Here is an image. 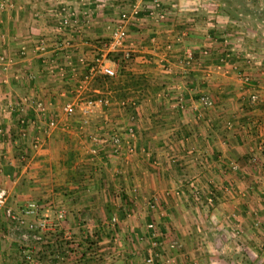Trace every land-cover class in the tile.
<instances>
[{
    "label": "crops",
    "instance_id": "1",
    "mask_svg": "<svg viewBox=\"0 0 264 264\" xmlns=\"http://www.w3.org/2000/svg\"><path fill=\"white\" fill-rule=\"evenodd\" d=\"M162 1L164 19L150 14L153 0H0V123L13 131L0 138L9 193L0 264H142L152 222L162 232L159 264H264V43L248 40L245 27L256 24L253 36L263 31L264 40V0H236V16L228 0ZM63 8L72 22L55 37ZM134 9L111 54L118 75L84 93L110 103L87 117L74 89L98 44ZM48 33L45 57L33 48L20 55L21 44ZM127 50L132 60L122 65ZM25 98L45 108L26 106L29 118L57 120L37 149L36 126L19 137L14 107ZM69 101L77 102L70 116ZM92 147L95 163L86 158ZM32 201L38 215H23ZM37 219L48 223L43 237L25 238Z\"/></svg>",
    "mask_w": 264,
    "mask_h": 264
},
{
    "label": "built area",
    "instance_id": "2",
    "mask_svg": "<svg viewBox=\"0 0 264 264\" xmlns=\"http://www.w3.org/2000/svg\"><path fill=\"white\" fill-rule=\"evenodd\" d=\"M5 5V4H3ZM148 10L150 11V14L155 15L159 19H164L167 14L168 10L165 7V3L162 0H153L152 4L148 7ZM62 15V18L60 19V22L58 25H56L53 30L50 32L52 36H60L62 33V29L65 27H68L71 22L72 18L71 12H68L65 8L61 9L59 12ZM139 14V9H134L133 12H123L120 16L119 22L117 26L114 28L113 32L111 33L110 37L106 40L101 41L98 44V51L95 54L93 60L91 62L87 63L86 71L83 73L82 78L79 80L78 85L75 87L74 91L78 94L80 104L82 105V112L85 116L89 117V113L92 112V110L96 106H103L108 105L110 103L109 97L101 93L99 96H90L88 94H84L87 88L90 86V84L96 80L100 76H106V77H115L118 75V70L114 66L113 60L111 59V54L116 53L125 43V40L128 36V25L134 20L136 16ZM48 33L47 35L44 34L40 38L34 39L32 42L27 41L21 44L19 53L22 57L27 55V52L30 48H33V50L44 56L48 50V44H46V37L50 35ZM64 44V41L59 43ZM43 57V58H44ZM7 57L5 55H0V61H6ZM132 60V54L130 50H127L123 52L121 63L122 65H129ZM236 69L238 67H235ZM244 80L249 81L250 78L247 75H243ZM204 100H206V97H203ZM253 100H256V96L253 95ZM33 103L38 108V113L41 111L44 113L45 108H43L42 102H34L28 98H25L22 101H19L16 104V107L14 109L16 110L18 116V128H19V137L21 139H27V137L32 134L31 133V126L37 127V133L31 136V147L34 149H37L39 146L43 143V136L44 134H49L54 128L57 127V120L56 118H49L48 120L44 121V123L38 124L40 122V117L42 114L38 115V117L35 118H29L26 113V106ZM126 106H130L133 108V102L127 104ZM77 107V102L75 101H69L64 106V111L67 115H72L75 113ZM136 118V114H131V119L134 120ZM38 124V125H37ZM135 135V129L130 128L129 130V138H128V147L130 151L134 150L133 146V138ZM13 136L12 127L5 128L2 123H0V138L5 139H11ZM111 140L116 146V149H120L122 147V139L119 137V135L112 134ZM22 160L26 159V156H21ZM95 159V158H93ZM135 191V189H133ZM195 193H199V190L195 189ZM8 189L5 187L0 186V206H4L6 204V201L8 199ZM210 201L213 200V198L209 199ZM41 208V205L38 202L32 201L28 203L27 207L23 210V215H33L37 216L39 213V210ZM65 217V209L61 208L58 212V218L63 219ZM21 223L25 222V219H20ZM48 226V223L45 219H37V221H30L28 222V231H25L23 233V236L25 238H30L33 236L35 239H41L42 231L43 229H46ZM156 226L155 223H150L149 228L153 231ZM158 231V230H155ZM160 236H162V232L158 231L154 233V239L151 240V244L149 245V254L146 258H144V264H156L158 262V257H160V253H158L159 250L158 246H161L162 241H160ZM174 243H177L176 241ZM53 264V263H49Z\"/></svg>",
    "mask_w": 264,
    "mask_h": 264
},
{
    "label": "rangeland",
    "instance_id": "3",
    "mask_svg": "<svg viewBox=\"0 0 264 264\" xmlns=\"http://www.w3.org/2000/svg\"><path fill=\"white\" fill-rule=\"evenodd\" d=\"M221 0H219V2H220ZM229 2H230V4H231V6H232V8L230 9L231 10V12H232V15H235L236 16V13H235V10H236V8H237V5H236V0H228ZM227 5H229V3H227ZM226 10V8L224 9V11ZM229 10V9H228ZM229 10V11H230ZM245 27L247 28L246 30H247V37L246 38H248V40H253L252 38H254V41L255 42H260V43H264V40L262 39V37H263V31H261V35L259 36V35H257L256 33H255V37L253 36V34H254V32H252V29L253 28H257V25L256 24H254L253 22H251V23H249L248 25L246 24L245 25ZM259 30H261L260 28H259ZM245 38V39H246ZM91 85V84H90ZM88 93V92H87ZM90 94H91V92H90ZM97 151L95 150V149H93V147L91 148V151H89L87 154V162H92V163H95V162H97L98 160H97ZM22 155L23 156H26V153L25 154H23L22 153ZM21 155V156H22ZM93 158H95V159H93ZM26 160V159H25ZM227 187V190H230L231 188L229 187V186H226ZM194 190H195V188H193V193H194V195H195V197H197L198 199H199V196H200V190L199 189H197V190H199V193H195L194 192ZM209 200V199H208ZM209 202H211V203H213L214 201L213 200H209ZM150 206H152V207H155V204H151ZM153 229H154V227H153ZM155 230H157V228L155 227V229L152 231L151 230V236H150V240H153L154 239V233L155 232H158V231H155ZM160 238H161V236H160ZM150 244H151V241H150ZM157 250H159L158 251V253H162V249H161V246L159 247L158 246V248H156ZM147 256H145V258H146ZM160 257H161V255H160ZM160 257H158V259H160ZM142 264H144V259H143V262H142ZM156 264H159V260H158V262L156 263Z\"/></svg>",
    "mask_w": 264,
    "mask_h": 264
}]
</instances>
